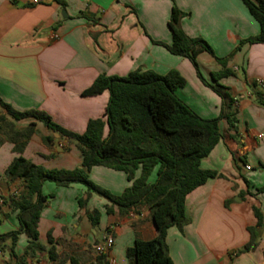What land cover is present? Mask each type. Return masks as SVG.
Listing matches in <instances>:
<instances>
[{"label": "crops", "instance_id": "1", "mask_svg": "<svg viewBox=\"0 0 264 264\" xmlns=\"http://www.w3.org/2000/svg\"><path fill=\"white\" fill-rule=\"evenodd\" d=\"M174 4L187 13L179 20L181 29L203 38L217 57L230 54L240 40L259 32L241 0ZM172 5L171 0H0V98L19 111H45L62 127L82 133L89 119L102 116L108 100L107 90L81 94L99 74L125 76L135 69L165 74L174 69L185 80L176 94L201 117H217L221 98L201 81L192 62L156 43H171L167 21ZM196 60L204 79L214 82L212 74L220 64L207 52ZM227 67L235 74L216 81L234 99L229 109L232 123L219 119L221 138L200 161L201 168L220 176L189 192L184 203L189 222L182 229H167L165 242L173 264H264V191H259L264 187V106L254 94L264 93V43L242 44ZM33 122L34 132L20 153L24 158L47 169L80 166L72 141L30 118L15 121V126ZM46 136L52 137L49 143L43 140ZM13 147L7 140L0 144V234L18 227L8 199L23 186L5 174L18 155ZM88 175L116 195L131 183L124 172L102 165L92 166ZM86 190L79 182L63 186L45 181L37 222V242L44 251L24 255L28 237L19 233L15 254L24 255L27 264H134L126 248L135 239L156 236L148 208L140 205L126 214L114 208L107 213L108 200L95 193L87 197ZM79 198H86L83 205ZM94 210L99 216L93 225L89 214ZM248 227L254 228L256 243L242 250L250 239ZM106 236L113 240L111 247L97 253L95 246ZM6 243L0 264H17ZM50 248L53 258L47 253Z\"/></svg>", "mask_w": 264, "mask_h": 264}, {"label": "trees", "instance_id": "2", "mask_svg": "<svg viewBox=\"0 0 264 264\" xmlns=\"http://www.w3.org/2000/svg\"><path fill=\"white\" fill-rule=\"evenodd\" d=\"M171 1L173 5L167 21L171 43H156L192 62L201 81L220 96L222 105L219 115L201 117L176 94V89L183 86L185 80L174 69L165 74L149 69H135L125 76L99 74L81 94L96 95L107 90L108 100L102 116L89 119L82 133L62 127L45 111H19L0 98V144L11 141L13 150L18 153L7 166L5 174L10 181L20 180L23 186L20 193L8 199V205L16 210L18 227L0 234V251L9 241V254L16 257L17 264H27L23 260L26 254L35 255L36 251H44V246L37 242V222L45 201L41 188L47 180L63 186L72 182L84 184L87 197L95 193L108 200L109 204L105 205L107 213L116 208L119 214H126L137 206L145 205L155 225L156 236L149 240L135 239L126 248L125 255L134 264H173L165 242L167 229L171 226L182 229L189 222L185 214V196L208 178L220 176L215 170L200 166L201 159L221 138L219 119L225 117L232 123L229 109L234 99L227 88L216 80L235 74L227 67V62L242 44L264 43V0H241L257 21L259 32L240 40L224 57L215 56L203 38L188 36L181 29L179 20L187 13L181 11L174 0ZM202 52L211 54L221 66L212 74V83L204 79L196 60ZM254 94L256 102L264 106V93L255 91ZM29 118L41 122L59 137L72 141L81 156L80 166L47 169L24 158L20 153L25 141L34 132V122L17 128L15 121ZM51 139V136L43 137L45 143ZM96 165L124 172L131 181L130 185L120 194L110 193L89 178L90 168ZM259 191H264V187ZM85 201L86 198L78 199L79 205ZM255 214L259 218L257 209ZM98 216L96 210L89 214L93 225ZM248 230L250 239L242 250L252 249L256 243L254 228L248 227ZM19 233L28 237L22 257L14 252ZM47 253L50 258L54 257L51 248Z\"/></svg>", "mask_w": 264, "mask_h": 264}, {"label": "built area", "instance_id": "3", "mask_svg": "<svg viewBox=\"0 0 264 264\" xmlns=\"http://www.w3.org/2000/svg\"><path fill=\"white\" fill-rule=\"evenodd\" d=\"M34 3L42 2L43 0H33ZM246 169H250L249 165H245ZM264 229V225H263ZM113 240L110 236L104 237L103 241L95 246V251L97 253H105L112 245Z\"/></svg>", "mask_w": 264, "mask_h": 264}, {"label": "water", "instance_id": "4", "mask_svg": "<svg viewBox=\"0 0 264 264\" xmlns=\"http://www.w3.org/2000/svg\"><path fill=\"white\" fill-rule=\"evenodd\" d=\"M62 15H63V16L65 15V12H64V11H62Z\"/></svg>", "mask_w": 264, "mask_h": 264}]
</instances>
